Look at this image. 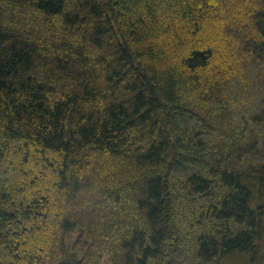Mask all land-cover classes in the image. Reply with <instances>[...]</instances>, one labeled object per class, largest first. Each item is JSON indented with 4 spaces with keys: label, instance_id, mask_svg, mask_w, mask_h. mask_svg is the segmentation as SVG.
<instances>
[{
    "label": "trees",
    "instance_id": "16d2710c",
    "mask_svg": "<svg viewBox=\"0 0 264 264\" xmlns=\"http://www.w3.org/2000/svg\"><path fill=\"white\" fill-rule=\"evenodd\" d=\"M0 264H264V0H0Z\"/></svg>",
    "mask_w": 264,
    "mask_h": 264
},
{
    "label": "rangeland",
    "instance_id": "374dc122",
    "mask_svg": "<svg viewBox=\"0 0 264 264\" xmlns=\"http://www.w3.org/2000/svg\"><path fill=\"white\" fill-rule=\"evenodd\" d=\"M74 238V236L72 235V238L71 239H73Z\"/></svg>",
    "mask_w": 264,
    "mask_h": 264
}]
</instances>
